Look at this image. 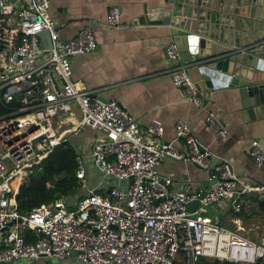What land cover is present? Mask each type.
I'll return each instance as SVG.
<instances>
[{
    "label": "built area",
    "instance_id": "1",
    "mask_svg": "<svg viewBox=\"0 0 264 264\" xmlns=\"http://www.w3.org/2000/svg\"><path fill=\"white\" fill-rule=\"evenodd\" d=\"M119 23L117 6H109L104 24ZM171 37L164 55L172 84L180 96L202 106L205 96ZM94 48L89 25L72 37L61 36L48 0H0V264L39 257H72L81 264H198L201 256L264 264V242L224 226L216 214L238 210L241 194L264 195V175L259 182L242 180L184 121L176 120L173 138L163 140L158 119L139 128L115 100L100 99L82 80L71 79L69 56ZM205 120L216 139L226 137L228 129L213 111ZM82 127L101 132L86 150L74 141ZM67 142L74 147L82 193L17 211L18 186L41 168L54 146ZM247 153L256 165L264 163L258 139L250 140ZM165 159L196 163L206 175L177 179L160 173L156 166ZM173 181L183 187L171 189ZM195 199L188 210L186 203ZM232 221L240 228L237 218ZM25 230L34 238L27 239Z\"/></svg>",
    "mask_w": 264,
    "mask_h": 264
},
{
    "label": "crops",
    "instance_id": "2",
    "mask_svg": "<svg viewBox=\"0 0 264 264\" xmlns=\"http://www.w3.org/2000/svg\"><path fill=\"white\" fill-rule=\"evenodd\" d=\"M163 2L164 0H48L49 10L62 37H72L81 27L89 25L95 38L93 50L69 56L70 78L82 80L100 99L115 100L136 119L139 128H143L151 119H158L163 125V140L173 138V124L176 120L184 121L195 139L207 149L225 157L231 169L242 180L261 181L264 163L256 165L247 151L251 139H258L264 148V117L244 120L238 94L232 88L200 90L205 96L202 106H196L180 96L172 84L171 71L164 55V47L170 40L166 26L133 22L142 13L143 6L155 7ZM111 5L117 6L119 10L120 23L117 26L104 24L106 11ZM184 63L189 75L197 79L194 66L190 62ZM73 108L78 114L75 103ZM208 111H213L226 125L228 133L224 139L214 137L213 128L205 120ZM78 132L82 134L74 140L85 150L89 148L93 138L101 134L88 127H82ZM173 143L179 145L181 140L174 139ZM85 162L86 173L93 179L90 160L86 159ZM156 169L177 179L202 178L206 175L205 169L187 160L165 159ZM182 187V181H173L170 185L171 189ZM247 196L239 195L240 202L248 205ZM260 213L264 214L250 210L241 219L232 215L229 207L216 211L221 224L226 227H232L229 225L234 223L233 218L238 219L240 226ZM251 239L264 241V236ZM212 260L201 256L198 264H210ZM10 264L81 263L72 257H39L32 263L16 260Z\"/></svg>",
    "mask_w": 264,
    "mask_h": 264
},
{
    "label": "water",
    "instance_id": "3",
    "mask_svg": "<svg viewBox=\"0 0 264 264\" xmlns=\"http://www.w3.org/2000/svg\"><path fill=\"white\" fill-rule=\"evenodd\" d=\"M133 22L166 26L180 61L198 74L190 76L197 90L235 89L244 120L264 117V0H164Z\"/></svg>",
    "mask_w": 264,
    "mask_h": 264
},
{
    "label": "trees",
    "instance_id": "4",
    "mask_svg": "<svg viewBox=\"0 0 264 264\" xmlns=\"http://www.w3.org/2000/svg\"><path fill=\"white\" fill-rule=\"evenodd\" d=\"M4 108L0 105V112ZM39 170L32 169L27 179L22 182L15 194L16 209L24 212L34 205L48 202L56 197L69 195L77 196L82 193L74 170V147L70 142L54 146L40 162ZM248 205L240 203L238 210L229 208L232 215L243 219L248 211L264 212V195L252 193L247 196ZM26 238L33 239L28 230ZM210 264H235L226 260L213 259Z\"/></svg>",
    "mask_w": 264,
    "mask_h": 264
},
{
    "label": "rangeland",
    "instance_id": "5",
    "mask_svg": "<svg viewBox=\"0 0 264 264\" xmlns=\"http://www.w3.org/2000/svg\"><path fill=\"white\" fill-rule=\"evenodd\" d=\"M79 133L80 132H78V134L76 135L77 138H79L82 134V133L81 134ZM80 140H83V139H80ZM229 226H232L229 228L238 229L241 233H243L244 235H247L249 238H258L259 236H264V214L260 213L254 216L252 220L249 219L248 221H244L240 225V228H237L236 223H233L232 225H229Z\"/></svg>",
    "mask_w": 264,
    "mask_h": 264
}]
</instances>
